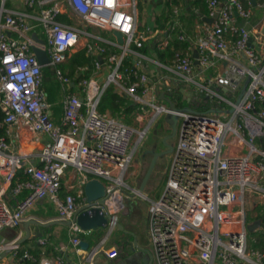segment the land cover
Listing matches in <instances>:
<instances>
[{
    "label": "built area",
    "instance_id": "built-area-1",
    "mask_svg": "<svg viewBox=\"0 0 264 264\" xmlns=\"http://www.w3.org/2000/svg\"><path fill=\"white\" fill-rule=\"evenodd\" d=\"M19 2L23 8H9L8 0H0V236L5 228L21 227L28 210L43 199L50 200L59 219L73 220L76 211L88 204L85 186L92 178L105 185V204L99 206L110 230L115 228L140 143L160 114L172 112L160 93L172 94L184 87L186 93L193 92L195 100L187 106L194 111L176 112L179 141L150 209L156 263L264 264V250L249 237L250 231L264 232V55L251 45V30L240 24V19L252 17V8L244 0H207V16L213 21H201L194 39L181 34L180 40L189 44L175 51L171 66L161 64L186 84L182 86L169 83L167 76L161 83L151 81L144 67L146 56L138 49L146 35L138 30L137 0ZM67 8L89 26L121 32L124 43L106 44L61 21L59 16ZM82 36L90 38L84 46L87 54L96 56L94 76H106L101 82L93 76L82 78L79 92L66 94L64 113L56 124L43 87L45 66L33 47L48 53L56 77L63 87L70 86L73 79L61 66ZM158 45L162 50L168 42ZM130 53L133 68L128 71ZM208 70L213 73L205 76ZM247 79L246 91L236 104ZM110 85L141 104L143 111L136 118L142 121L149 116L145 126L136 128L99 110ZM180 100H185L183 95ZM231 108L235 110L230 112ZM22 118L47 136L30 154L21 152L16 143ZM35 157L39 164L32 161ZM69 168L76 176L63 194ZM8 190L27 195L12 207L5 199ZM249 215L259 224L248 222ZM69 227L72 244L80 246V234L86 230L75 221ZM20 240L21 235L0 239V255L7 252L19 264H76L63 254V246L56 247V255L38 258L23 249ZM38 243L48 244L49 237H39ZM100 246L88 251L78 248L83 261L77 264L94 262ZM117 254L114 248L107 252L110 257Z\"/></svg>",
    "mask_w": 264,
    "mask_h": 264
},
{
    "label": "crops",
    "instance_id": "crops-1",
    "mask_svg": "<svg viewBox=\"0 0 264 264\" xmlns=\"http://www.w3.org/2000/svg\"><path fill=\"white\" fill-rule=\"evenodd\" d=\"M166 1L167 0H137V8L140 4L143 3L147 13V22L144 26V29H140L141 27L139 25L138 14V30L140 33H144L146 35V40H153L154 44H156L157 46H159L158 42H168L169 44L170 41L179 38L181 34H186L190 38L194 39L197 35V25H199L201 21L205 20L209 23L213 21L212 18H209L207 16L208 6L204 8L205 12L201 13L199 7L192 6L187 3L186 8H182L181 6L183 4H181V6L174 9L177 16L176 23L181 27H185V29L187 27L192 28L190 31H188L187 29L183 30V33L177 32L173 36L166 35L164 34V31L158 28V25L164 23L162 14L166 8ZM10 2V5H8L7 3V7L9 8H23V5L19 2V0H11ZM244 2L246 3V5L252 8V17L248 21H245L244 25H246V27L251 30L252 36L256 40L257 45L260 46V50L264 55V0H256V6L254 5L252 0H244ZM64 14H67L68 18L70 19L69 23L77 26L79 29L95 35L104 43L111 44L115 41H118L117 37L114 34V31L105 30L112 33L115 38H111L110 36L100 37L96 35L91 31L92 26H89L85 22H83L69 8L66 9ZM254 15L256 16L255 19ZM190 17L192 18L190 19ZM242 21L243 20L240 19V24L242 23ZM170 23L171 20H168L165 24L166 26H169ZM88 40H90V38L84 36V40L79 41L78 46L73 50L72 54L80 50H84V46ZM154 44L152 43V49L155 47ZM167 46L164 48V52H162L163 57H159L157 55L150 56L143 53L146 56L144 59V67L150 74L151 81L153 82L161 83V79L164 76H167L166 78L169 83H182L173 72L162 66H171L172 64V59L168 56V50H166ZM111 47L112 49H114L113 46ZM131 54L132 53H130V55ZM45 68L46 66L44 67V70ZM52 71H54L53 67ZM65 71L68 73L67 70ZM86 71L87 70L83 72ZM212 73V70H208L206 73H204V75L209 76ZM90 76L95 77V80L101 82L103 79H105L106 74L103 73L94 76L92 70ZM181 85L185 86L186 84L182 83ZM69 87L73 88L70 92H79L78 83L72 82ZM47 93L50 101L54 103L57 94L54 92V90L51 89ZM61 119L62 117H59L58 113L53 111L54 122L56 124H59L61 122ZM16 131L19 135L18 138H16V143L19 145V150L27 154H30L31 150L39 148L40 145L43 144L47 139V136L45 134L34 131L32 122L25 118L20 119L19 126L16 128ZM150 147L151 145L148 147H144V149H142L141 151H138L136 158L131 166L130 174L127 179V186L123 194L124 208L119 213V215H122V217L119 218V224L112 230H109V232L105 235L102 228L88 230L80 234V237L82 235H85V238L81 237V239L87 240L90 243L91 248L101 245L99 253L95 256L94 262H98L100 264H157L154 253V246L151 240L149 216L152 201L159 197L162 187L166 181L167 174L166 178L164 179L165 181L163 185L158 187L156 185L157 176L153 177L154 173H152L146 185L145 191L142 192V194L140 193L142 181L152 159V155L145 154V150ZM32 161L36 164L40 163V160L37 157L33 158ZM75 176L76 174L72 168L67 169V172L63 178V194L68 191L67 185ZM25 195H27V192L15 195L10 190H8L5 195V199L10 206L15 207L25 197ZM30 219L49 222L52 220H57L59 219V217L50 200L43 199L37 201L28 210L26 214V220ZM30 230L31 236L27 241L37 240L38 243V238L41 237L39 236V233H42V236L49 237V244L53 245L55 249L58 246H63L62 252L71 263L77 264L83 261V257L77 254V249L82 247L74 246L72 244V233L69 226H66L64 224H54L50 227H40L38 225L32 224L30 226ZM254 234L257 235L258 233L252 232L251 237L255 239L256 237H254ZM18 235H21V239L26 235V232L23 230L22 226L17 229L5 228L1 233L0 239H12L14 237H17ZM102 239H105L103 244H101ZM27 241H25L24 243H26ZM24 243H22V247ZM39 246L42 245L39 244ZM113 248L117 250L118 254L115 257H110L107 255V252ZM23 249L31 250L32 248L23 247ZM42 249L43 251H45V248ZM56 251L58 250L56 249ZM7 258L8 260H11L10 256H5L0 259V262L4 263Z\"/></svg>",
    "mask_w": 264,
    "mask_h": 264
},
{
    "label": "water",
    "instance_id": "water-1",
    "mask_svg": "<svg viewBox=\"0 0 264 264\" xmlns=\"http://www.w3.org/2000/svg\"><path fill=\"white\" fill-rule=\"evenodd\" d=\"M252 1H253L254 5L256 6V0H252ZM244 23H245V21L243 20L241 25H244ZM114 34L117 37L118 42L123 44L124 43L123 34L119 31H114ZM34 38H36L39 41H43L42 39H39L37 36H34ZM249 41H250L251 45L255 46L257 49H261L260 46L257 45V42L253 36L250 37ZM33 49L36 53V56H37L39 62L43 66H48L51 64V59L45 50H42L36 46H34ZM196 56H197V54H196ZM248 82H249V79H247L246 84L243 86L242 91L236 100V104L240 103L242 96L246 91ZM182 95H183V99H185L188 103L194 102V100H195L193 98V92L186 93L184 87H181L177 91L174 90V93H172V94H169L166 91H162L160 93V99L165 101L169 105V109L172 110V112H168L165 115L166 121L172 129V133H171V135H168L162 139V144L164 146L163 149H158V147L153 144V145H151L150 148H147L145 150V154L152 155V159H151L150 165L148 167V170L144 176V179L142 181V184L140 187V192L145 191L148 180L151 177V175L155 169V166H156L158 159L160 157H162L163 155H166L168 153H172L174 150V145L169 143L168 139L175 136L177 133L179 116L176 112L177 111H194V109L190 106H185L182 108L177 107V102ZM234 110H235V108H231L229 111L233 112ZM85 192H86V195L88 198V204L84 205L83 207L79 208L76 211L73 220L65 221V220L57 219V220H52L49 222H42V221H39L36 219L26 220L24 222V224L22 225V228L26 232V235L24 238H22L20 240V243L22 244L30 238V236H31L30 226L32 224L38 225L40 227H50L51 225H54V224H64L66 226H70L72 224V222L75 221L81 226V228L83 230H86V231L107 227L108 226V218L105 216V214L102 212V208L99 206V205H104L105 200H106V189H105L104 183L98 178H92L86 184ZM94 201H97V202L94 203ZM250 229H252V227ZM39 236H42V233H39ZM80 246L84 250H87V251L93 249L90 247V243L85 239L81 240ZM6 255H7V252L1 254L0 259L5 257ZM91 264H100V263L92 262Z\"/></svg>",
    "mask_w": 264,
    "mask_h": 264
},
{
    "label": "trees",
    "instance_id": "trees-1",
    "mask_svg": "<svg viewBox=\"0 0 264 264\" xmlns=\"http://www.w3.org/2000/svg\"><path fill=\"white\" fill-rule=\"evenodd\" d=\"M187 3L196 6L200 8V12H205V7L208 6L207 0H167L166 1V8L163 12L162 18H164V23L158 25V28L164 31V34L166 35H174L177 32L183 33V30L190 31L192 27H181L176 23V14L174 9L176 7L181 6L182 8H186ZM187 15V13H186ZM192 17H190L191 19ZM199 18V16H198ZM59 19L63 22H70V19L68 18L67 14H61L59 16ZM183 19V15H182ZM168 20H171V23L169 26H166V22ZM152 43L154 44L153 40H145L143 42V46L138 48L142 53H145L147 55H157L159 57H163L162 52H164L165 49H159V47L155 45V47L152 49ZM189 44L188 41H182L180 38H176L169 42L166 50H168V56L173 59L175 51L176 50H183L187 47ZM155 52V53H154ZM96 56L88 55L86 50H80L74 54L68 59V61L63 64L61 67L64 70L68 71V75L73 79L74 83H78L82 78L84 77H90V73L92 72L94 68V61ZM126 68L128 71L132 70L133 68V57L130 55L128 59L126 60ZM81 67H88V70L86 72H82L80 70ZM48 82V74L44 70V84ZM44 87V86H43ZM71 89H73L71 87ZM99 110L103 113L105 112H111L113 115H122L127 114L128 117L136 116L137 112L143 111L141 104L135 102L130 96L122 95L119 93V91L116 89L114 85H110L106 92L103 94ZM20 178H23L22 172L19 173ZM81 237L85 238V235H82ZM252 243L255 247L261 248L264 250V232H260L257 234V238L252 240ZM42 248H45V251H43ZM36 257L40 258L43 255L46 256H52L56 255L59 252L56 251L55 247L51 244L42 245L41 247L31 249L30 250Z\"/></svg>",
    "mask_w": 264,
    "mask_h": 264
},
{
    "label": "rangeland",
    "instance_id": "rangeland-1",
    "mask_svg": "<svg viewBox=\"0 0 264 264\" xmlns=\"http://www.w3.org/2000/svg\"><path fill=\"white\" fill-rule=\"evenodd\" d=\"M10 1L11 0H8V5L11 4ZM137 9H138V14H139V25L141 27L140 29H144V26L146 25V22H147V19H146L147 13H146V9H145L144 4L143 3L140 4ZM255 18H256V16L254 15V19ZM37 30H38L39 34L42 35L41 28L38 27ZM91 31L100 37L110 36L111 38H115L112 33L107 32V31H105L101 28H98V27H91ZM80 40H84V36H82ZM45 71L48 74V82H46L44 84V89L47 92L50 89L54 90V92L57 94V97L54 100V103L51 102L53 105L52 109L54 112L58 113L59 117H62L63 113H64V103H63L64 98H65L66 94L71 91V88L69 86L63 87V84L58 80L55 72L52 71V67L50 65L46 66ZM188 104L189 103L186 100H180L177 103V107L182 108V107L187 106ZM108 113L112 114L111 112H108ZM113 116L120 118L121 120L125 121L128 124L135 126L136 128H141V127L145 126L148 122V119H149V116H148V117H145L142 121H139L136 118V116L132 115L131 117H128L127 114L113 115ZM224 118H227V116ZM179 127H180V123H178V126H177L178 131H177L176 135L168 139V142L171 143L172 145H174V147L177 145V143L179 141V135H178ZM171 133H172V129L166 121V116L164 114H160L156 118V120L153 122L151 127L148 129V131L146 132L145 137L142 140V142L140 143L138 150L141 151L142 149H144V147H148V146L153 145V144L156 145L159 149H163L164 146L162 144V139L168 135H171ZM171 158H172V153H168V154L160 157L156 163L155 169L153 171V173H154L153 177L157 176L156 185L158 187L162 186L164 181H165L164 179L166 178V171L170 165ZM121 217H122V215H119V218H121ZM251 221H254L255 224H259L260 220L249 215L248 222H251ZM102 230H103L104 235L107 234L110 230V225L102 228ZM252 232L253 231H250V235H249L250 238L252 236ZM54 237H55V235H54ZM254 237L257 238V235L254 234ZM23 247L35 249V248H38L41 246H39V244L37 243V240L36 241L30 240V241H27L26 243H24ZM0 264H19V263L16 259L8 260V258H7L4 261V263L0 262Z\"/></svg>",
    "mask_w": 264,
    "mask_h": 264
},
{
    "label": "flooded vegetation",
    "instance_id": "flooded-vegetation-1",
    "mask_svg": "<svg viewBox=\"0 0 264 264\" xmlns=\"http://www.w3.org/2000/svg\"><path fill=\"white\" fill-rule=\"evenodd\" d=\"M158 149H159V148H158ZM158 149H157V150H158Z\"/></svg>",
    "mask_w": 264,
    "mask_h": 264
}]
</instances>
